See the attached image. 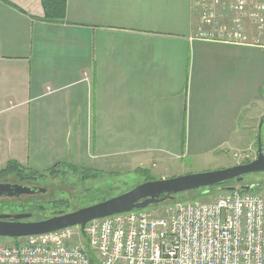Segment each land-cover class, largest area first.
Here are the masks:
<instances>
[{"label": "crops", "instance_id": "1", "mask_svg": "<svg viewBox=\"0 0 264 264\" xmlns=\"http://www.w3.org/2000/svg\"><path fill=\"white\" fill-rule=\"evenodd\" d=\"M44 16L42 0H0L1 168L119 156L152 170L251 142L264 116L251 28L244 43L196 38L192 0H67L64 22Z\"/></svg>", "mask_w": 264, "mask_h": 264}, {"label": "built area", "instance_id": "2", "mask_svg": "<svg viewBox=\"0 0 264 264\" xmlns=\"http://www.w3.org/2000/svg\"><path fill=\"white\" fill-rule=\"evenodd\" d=\"M195 37L244 43L264 37V0H192ZM95 259V262L93 261ZM0 264H264V192L221 193L0 241Z\"/></svg>", "mask_w": 264, "mask_h": 264}, {"label": "rangeland", "instance_id": "3", "mask_svg": "<svg viewBox=\"0 0 264 264\" xmlns=\"http://www.w3.org/2000/svg\"><path fill=\"white\" fill-rule=\"evenodd\" d=\"M259 119L256 118L254 120L252 133L249 134L251 136V142L246 146L243 147L241 144V147L238 149H226L225 153L222 152L217 156H209L204 158V161L199 157H188L186 159H177L175 157L173 159L175 161L173 162L152 168L150 170L151 177L155 179H162L161 177L163 176L171 178L183 174L224 169L254 160L257 154ZM246 134L248 135V133ZM194 135L196 134H192V139H194ZM198 135L201 138L204 134ZM262 144L264 146V134L262 135ZM93 167L102 170L103 173L96 179L83 180L80 178V175L74 174L69 170L57 177L48 175L47 177L36 180H19L15 177L6 178L2 182L37 184L38 186L46 188L47 193L41 192L35 196L22 195L19 198H0V214L31 213L32 217L29 220L44 219L55 215L54 213L59 210L72 211L91 201L97 203L99 200L102 201L105 198L109 199L118 196L145 182L149 177L147 173L139 172V168L135 170L133 166L121 164L119 156H112L106 160L100 159L95 162V166ZM182 170L184 171L180 172ZM162 172L166 174H162ZM242 185H249L253 187L252 190L264 192V172L246 176ZM220 194V190H210L209 192L190 190L177 194L171 200L152 205L146 209L153 214L162 215L166 208L173 203L193 201L212 202ZM58 200H65L66 205L64 207L51 208L54 205L53 203L58 202ZM0 241L11 243L13 239L0 238Z\"/></svg>", "mask_w": 264, "mask_h": 264}, {"label": "water", "instance_id": "4", "mask_svg": "<svg viewBox=\"0 0 264 264\" xmlns=\"http://www.w3.org/2000/svg\"><path fill=\"white\" fill-rule=\"evenodd\" d=\"M263 123L264 117L261 125ZM259 172H264V151L261 141L256 158L247 163L219 170L145 181L118 196L82 206L72 211H58L55 215L44 219L29 220L32 217L31 213L0 214V238L17 239L55 232L75 225H81L82 229H84L85 225L94 219L146 209L152 205L171 200L177 194L186 191L214 186H222V190L226 192L233 191L242 185L246 176ZM232 181L237 184L227 185ZM240 187L244 190L253 188L249 185ZM35 191L36 188L31 186L0 181V198H17L22 194H30Z\"/></svg>", "mask_w": 264, "mask_h": 264}, {"label": "trees", "instance_id": "5", "mask_svg": "<svg viewBox=\"0 0 264 264\" xmlns=\"http://www.w3.org/2000/svg\"><path fill=\"white\" fill-rule=\"evenodd\" d=\"M42 4L44 7V11H45V16L43 20L48 21V22H64L65 21L66 14H67V0H42ZM67 170L73 172L74 174L80 175V178L83 180L96 179L100 177L101 174H103L102 170L95 168L93 166H88V165L85 166L81 164L57 162L54 165H52L50 168H48L47 170L40 171V170L33 169L29 166L22 165L17 160H10L3 168H0V181L2 182L3 180L9 177H15L19 180H24V179H29V180L35 179L36 180V179L47 177L48 175L57 177L60 174H63L64 172H66ZM138 171L145 172L149 175L146 181L155 179L151 177L150 170L146 168H139ZM235 184L237 183H235V181H232L228 183L227 185H235ZM239 188L243 190V188L241 187ZM210 190H220L221 193L225 192L224 190H222V186L205 187V188L198 189V191H204V192L206 191L209 192ZM106 199L107 198H105V200ZM100 201L101 200L97 202H100ZM93 202L94 201H91L86 205L93 204ZM53 204L54 205H52L51 208L64 207L66 205V202L65 200H58V202H54ZM64 211H67V210H64ZM57 212H55L54 214H56ZM93 261L95 262V259H93Z\"/></svg>", "mask_w": 264, "mask_h": 264}, {"label": "flooded vegetation", "instance_id": "6", "mask_svg": "<svg viewBox=\"0 0 264 264\" xmlns=\"http://www.w3.org/2000/svg\"><path fill=\"white\" fill-rule=\"evenodd\" d=\"M263 117L264 116H262V118L260 119V122L258 123V137H257V154H258V152H259V145H260V141H261V145H262V147H263V151H264V146H263V144H262V135L264 134V123L261 125V121L263 120ZM261 139V140H260ZM257 154H256V156H257ZM9 183V182H8ZM10 184H20V185H27V186H31V187H33V188H36V191L34 192V193H30V194H22V195H31V196H35V195H37L38 193H41V192H44V193H47V189L46 188H43V187H41V186H38L37 184H32V185H30V184H21V183H11L10 182ZM39 189H41V190H39ZM44 189V191H42ZM22 195H20L19 197H21ZM19 197H17V198H19ZM2 198H4V197H2ZM16 198V197H15ZM59 211H64V210H59ZM68 212V211H67ZM4 214H14V213H4Z\"/></svg>", "mask_w": 264, "mask_h": 264}]
</instances>
